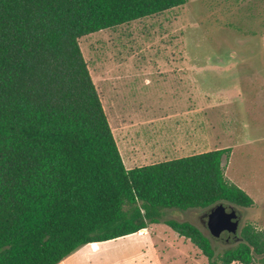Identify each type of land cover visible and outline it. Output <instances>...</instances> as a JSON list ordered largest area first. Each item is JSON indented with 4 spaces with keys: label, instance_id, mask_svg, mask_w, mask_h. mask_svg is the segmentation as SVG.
Instances as JSON below:
<instances>
[{
    "label": "trees",
    "instance_id": "16d2710c",
    "mask_svg": "<svg viewBox=\"0 0 264 264\" xmlns=\"http://www.w3.org/2000/svg\"><path fill=\"white\" fill-rule=\"evenodd\" d=\"M187 0H0V264H59L80 248L159 224L165 210L249 209L221 149L127 170L79 40ZM164 224L217 264L193 224ZM142 232V231H141ZM264 256L245 225L220 264Z\"/></svg>",
    "mask_w": 264,
    "mask_h": 264
},
{
    "label": "rangeland",
    "instance_id": "374dc122",
    "mask_svg": "<svg viewBox=\"0 0 264 264\" xmlns=\"http://www.w3.org/2000/svg\"><path fill=\"white\" fill-rule=\"evenodd\" d=\"M79 47L108 122L124 104L138 111L178 109L182 98H190L186 86L192 81L194 98L221 103L207 112L213 144L231 149L222 161L225 178L254 206L235 207L241 214L235 240L208 230L207 209L165 210L146 232L98 243L96 250L85 246L65 264H208L190 242L172 243L178 235L166 220L198 228L210 240L217 264L245 225L264 232V0H187L83 37ZM109 98H115L110 111ZM252 264H264V256H255Z\"/></svg>",
    "mask_w": 264,
    "mask_h": 264
},
{
    "label": "crops",
    "instance_id": "0c3cea01",
    "mask_svg": "<svg viewBox=\"0 0 264 264\" xmlns=\"http://www.w3.org/2000/svg\"><path fill=\"white\" fill-rule=\"evenodd\" d=\"M191 83L192 86H186L187 97L190 98H182V105H178V109L176 106L175 109L138 111L130 107L128 109L124 104L123 109H118L115 116H108L112 135L127 170L225 149L213 144L215 142L212 140L211 125L207 118L208 110L220 107L221 103L217 104L212 98H194V82ZM110 99L115 98H109V111ZM177 237L173 244L189 242ZM89 246L96 250L98 243ZM84 247L59 264L76 259Z\"/></svg>",
    "mask_w": 264,
    "mask_h": 264
},
{
    "label": "water",
    "instance_id": "95a60500",
    "mask_svg": "<svg viewBox=\"0 0 264 264\" xmlns=\"http://www.w3.org/2000/svg\"><path fill=\"white\" fill-rule=\"evenodd\" d=\"M240 220L241 216L233 205L221 202L207 214L206 227L218 237L235 240Z\"/></svg>",
    "mask_w": 264,
    "mask_h": 264
},
{
    "label": "flooded vegetation",
    "instance_id": "af4514ba",
    "mask_svg": "<svg viewBox=\"0 0 264 264\" xmlns=\"http://www.w3.org/2000/svg\"><path fill=\"white\" fill-rule=\"evenodd\" d=\"M239 215L241 216V214L239 213Z\"/></svg>",
    "mask_w": 264,
    "mask_h": 264
}]
</instances>
